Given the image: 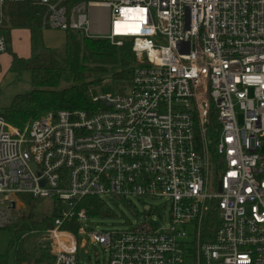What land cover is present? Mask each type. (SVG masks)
Listing matches in <instances>:
<instances>
[{
    "label": "built area",
    "instance_id": "obj_1",
    "mask_svg": "<svg viewBox=\"0 0 264 264\" xmlns=\"http://www.w3.org/2000/svg\"><path fill=\"white\" fill-rule=\"evenodd\" d=\"M17 1L0 0V28ZM32 1L43 30L129 39L136 63L129 91L92 96L94 113L52 111L24 129L0 116V197L59 207L31 264H78L81 235L109 264H264V0ZM92 9L110 12L104 36ZM8 46L0 35V54ZM110 196L164 198L170 225L86 230L82 201Z\"/></svg>",
    "mask_w": 264,
    "mask_h": 264
},
{
    "label": "trees",
    "instance_id": "obj_2",
    "mask_svg": "<svg viewBox=\"0 0 264 264\" xmlns=\"http://www.w3.org/2000/svg\"><path fill=\"white\" fill-rule=\"evenodd\" d=\"M9 25L0 28L8 44L14 29H28L31 33L32 55L28 59H19L13 54V68L30 72L33 89L25 94L16 95L1 116L8 123L24 129L32 121L58 110H84L94 113L101 105L92 100V90L102 85L108 74L112 80L131 81L132 67L136 63L133 43L126 39L116 46L106 38L85 36L78 31H66L62 48L44 47L42 7L32 0L12 2L8 5ZM24 207L18 211L17 220L2 230H9V247L16 242V264L26 261L37 263L46 259V254L32 256L27 249L29 234L35 230H48L52 227V218L57 215L56 207L51 216L39 219L35 212L36 199L22 196ZM90 216L104 213L105 206L98 198H86L82 201ZM16 211L14 210L13 213ZM76 225V223H75ZM0 264H8L0 256Z\"/></svg>",
    "mask_w": 264,
    "mask_h": 264
},
{
    "label": "rangeland",
    "instance_id": "obj_3",
    "mask_svg": "<svg viewBox=\"0 0 264 264\" xmlns=\"http://www.w3.org/2000/svg\"><path fill=\"white\" fill-rule=\"evenodd\" d=\"M92 35L104 36L110 26V12L107 9H92L90 13ZM21 33L13 32L14 41H24ZM27 35V33H25ZM66 33L62 30H43V44L38 48L42 51L44 47L62 48L65 42ZM26 42V43H25ZM27 38L23 47L27 46ZM8 46L7 54L0 57V116L5 107L9 106L12 99L18 94H25L33 89L30 72L28 70H17L10 65L9 57L13 55L14 48ZM1 55V54H0ZM108 74L105 82L92 90V96H98L108 92L126 93L131 88V81L112 80ZM10 125H13L9 123ZM14 126V125H13ZM264 140V139H262ZM15 198L17 207L10 210V201L0 197V227H7L17 220L18 211L24 207L21 201ZM105 209L102 215L90 216L85 228L88 231L130 229L138 223L149 220L155 229H165L170 225V207L164 198L148 197H103ZM54 199H36L35 212L39 219L51 216L56 209ZM54 218H52L53 220ZM47 230H35L29 234L27 249L36 258V254H46L48 246ZM11 233L9 230L0 232V256L4 257L8 264H16V250L19 243L16 242L9 247ZM78 264H109V257L100 245H94L86 235L78 238ZM34 261H26L23 264H31Z\"/></svg>",
    "mask_w": 264,
    "mask_h": 264
},
{
    "label": "crops",
    "instance_id": "obj_4",
    "mask_svg": "<svg viewBox=\"0 0 264 264\" xmlns=\"http://www.w3.org/2000/svg\"><path fill=\"white\" fill-rule=\"evenodd\" d=\"M13 32L21 33L19 36H23L24 41L27 38V46L23 47L24 41L21 42V40H18L17 42L14 41V38L12 36ZM27 33V35L25 34ZM26 43V42H25ZM10 49L13 47V54H15L19 59H28L32 55V45H31V33L28 29H14L11 32V41H10ZM8 51V50H7ZM7 51L0 55V57L7 54ZM10 65L13 67V55L9 57Z\"/></svg>",
    "mask_w": 264,
    "mask_h": 264
},
{
    "label": "water",
    "instance_id": "obj_5",
    "mask_svg": "<svg viewBox=\"0 0 264 264\" xmlns=\"http://www.w3.org/2000/svg\"><path fill=\"white\" fill-rule=\"evenodd\" d=\"M13 208H15V203L13 204Z\"/></svg>",
    "mask_w": 264,
    "mask_h": 264
}]
</instances>
